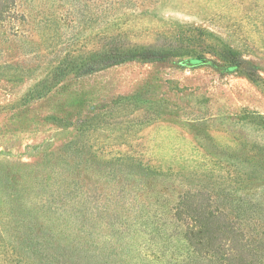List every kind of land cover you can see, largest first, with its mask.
<instances>
[{"label":"rangeland","instance_id":"rangeland-1","mask_svg":"<svg viewBox=\"0 0 264 264\" xmlns=\"http://www.w3.org/2000/svg\"><path fill=\"white\" fill-rule=\"evenodd\" d=\"M110 47L168 57L84 75ZM62 63L74 71L58 76ZM130 160L161 167L159 178L175 170L148 192L143 211L156 219L172 220L188 190L175 180L182 168L192 178L233 176L234 198L264 211V0H16L0 16L3 177L91 178L94 196ZM252 222L254 239L264 238V212ZM138 225L126 245L140 246Z\"/></svg>","mask_w":264,"mask_h":264},{"label":"trees","instance_id":"trees-1","mask_svg":"<svg viewBox=\"0 0 264 264\" xmlns=\"http://www.w3.org/2000/svg\"><path fill=\"white\" fill-rule=\"evenodd\" d=\"M15 2L0 0V16ZM167 57L163 50L136 54L110 47L86 67L84 75L136 59L162 62ZM226 58L241 63L232 52ZM74 68L62 63L56 70L64 77ZM244 73L253 81L260 78L251 66ZM5 164L0 162V264H264V238L254 239L252 226L253 217H261L264 211L234 198L231 188L236 179L231 175L193 174L192 178L182 174L181 165L175 180L188 190L173 208L172 220H160L143 210L149 206L148 192L154 185L174 179L169 177L175 171L172 167L165 179L159 178L161 167L130 160L126 164L130 170L112 178L109 191L102 188L92 196L91 178L26 176L24 171L10 179L1 172ZM32 182L49 190H31ZM144 217L152 225L143 224L140 218ZM135 222L143 241L140 246L130 240L126 245L124 239L133 233ZM168 224L173 231L168 232ZM179 236L186 244L185 255L173 246Z\"/></svg>","mask_w":264,"mask_h":264},{"label":"water","instance_id":"water-1","mask_svg":"<svg viewBox=\"0 0 264 264\" xmlns=\"http://www.w3.org/2000/svg\"><path fill=\"white\" fill-rule=\"evenodd\" d=\"M202 61H199V60H191L190 61V64H193V65H196V64H199L201 63Z\"/></svg>","mask_w":264,"mask_h":264}]
</instances>
